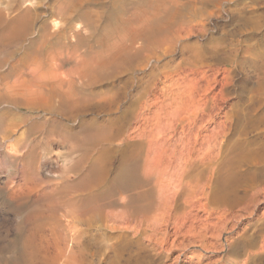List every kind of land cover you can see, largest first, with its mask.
Masks as SVG:
<instances>
[{
  "label": "bare ground",
  "instance_id": "bare-ground-1",
  "mask_svg": "<svg viewBox=\"0 0 264 264\" xmlns=\"http://www.w3.org/2000/svg\"><path fill=\"white\" fill-rule=\"evenodd\" d=\"M7 1V6H2L3 9H1V7V10L4 11V8L8 10L15 8L14 6L10 8L12 4ZM135 1L136 0L133 2ZM188 2L189 0L183 2L178 1L177 3H183L182 7L186 9ZM0 3L4 4L5 0H1ZM141 3L143 4V2ZM126 5L124 3V6ZM131 5L128 9H132ZM20 6L16 7L20 8ZM26 7L24 9H26ZM17 8L16 10H19V8ZM29 8L33 10L36 7L32 8V6H30ZM122 8L124 12L125 9H127L125 7ZM31 9L28 10L30 11ZM1 10V14H4L5 12L3 13ZM14 10L13 12L16 11ZM28 10L26 9V12ZM13 12L9 13L6 10L8 17L13 15ZM23 12H25V10H23ZM117 12H120V10ZM117 12L114 13L116 14ZM127 12L129 13V11ZM19 13L20 12H16L12 17L16 22L12 21L16 23L17 26L21 27L19 29V27L15 25L18 28L17 32L24 35L27 33V29H32V27L28 25L30 23L29 20H26L28 16L25 19L26 22H24L22 26L24 14L20 19L21 13ZM27 13L29 15L31 12ZM80 13H82V11ZM86 14V18H88V13ZM5 16L4 14L2 18ZM80 16L82 17V15H79V17ZM162 16L163 15H161V18H157L158 20H155L154 23L150 22V26H148L146 22L142 25L144 26L147 24V29L145 27L144 30L148 31H145L146 33H143V35L139 37L140 39L138 38L139 41L137 45H132L135 47L134 50L131 53L128 51L130 53V61L128 62V58L126 59L128 62L127 69L130 68V71L135 68L147 69L150 71V75L155 79L152 82L150 81L147 86L143 87L144 89L141 90V95L137 97L136 100L133 99L134 101H132L130 105L131 107L134 106V110L140 107V110L134 114L139 121L142 120L141 123L139 122L140 124L138 123L134 128V132H137L135 137H131L130 134L125 135V132L114 135L113 129L110 126V128L108 127V129L105 130L107 132L103 134L104 136L98 137L96 134L97 138H92V140L97 139L96 143L93 142V146L87 145L88 147H86L88 140L84 137L80 138V141H78V139L76 143L69 144L72 142V138H70L69 143L67 142L68 147L66 151L59 156L61 159L68 160L69 163L64 166L53 165L52 169L54 174L52 177L48 175L49 173L46 175L42 172L44 165L43 155L53 151L52 144L59 138H56V130L46 129L47 125L51 123L46 125L41 123L40 119L39 122L41 125L43 124L45 128L42 126L38 127L37 125L39 122L36 121L35 115L31 116L30 114H28V117L26 116L27 114H24L25 116L21 118V121H19L20 119L17 118V115L15 117L19 122L25 123L23 124L25 128H21L20 123L16 120V122L9 120V127H7L9 139H7L10 141L11 145H17V143H20V141L26 139L28 136H30L31 142L24 143L26 140L22 141L23 144L20 146V149H12L14 154L10 153V150L9 155H7L8 152L5 155L8 157L13 155V158H15V156H17V151L20 150L19 152H21V147L24 148L25 146L28 147V153L24 156L28 157L33 154L35 157L32 155L33 160L30 158L32 163L34 161V166L27 162V166L30 164L33 167L31 171L25 169L27 166L25 167L26 164L24 163L25 165L22 164V166H20L19 177L14 180L11 179L6 183V198L11 204L10 211L13 210L17 213L19 223L9 226L5 232L3 230L4 233H0V264H95V262H97L96 260L103 262V264H183L189 259L194 258L195 255L193 253L198 249L205 252L213 251L215 254L219 253L223 255L221 259L207 264H237L238 261L231 256L233 254H246L247 257L243 260L244 264H264V218L254 234L243 235L240 238H236L234 243L230 244L232 248L227 249L221 242L225 234L234 232L239 221L242 219L254 218L256 206L264 203V140L260 143L255 141H243L242 139L231 140L229 139L230 133L226 130L221 133L214 131L206 136L202 134L207 124L216 121V115L219 113L218 97L212 94V90L217 86L216 84L220 82L217 80L216 76L210 78L206 71L199 77L192 75L197 74V68L192 66L195 64L191 61L188 62L187 58H184L177 66L170 69L166 68L169 64L168 62L165 64L163 63L164 65L159 64L163 57L177 50L178 41L184 38L182 37V29L176 28V24H164V20H166L167 17L162 18ZM81 17L79 19H83ZM2 18L0 17V23L2 21L4 22L5 18ZM111 18L113 19V17ZM8 19H10V17ZM8 19L6 18L5 20ZM136 19L142 21L139 16H137ZM18 20L22 21L17 23ZM9 21H11V19ZM13 22L11 23L14 26ZM115 22L116 21H114V23ZM38 23L40 24V22ZM32 24H34V22H32ZM43 24L44 23H42V25ZM47 24L45 23V26H47ZM1 25L3 26V24ZM90 25L91 23L88 24V26ZM5 26H7V24ZM10 26L8 27L13 30L14 27ZM8 27L7 29H9ZM2 29L4 30V28ZM106 29L107 28H103L104 32ZM44 30L46 31V29ZM41 31H43V29ZM48 31L47 29L46 34L42 33L47 36ZM191 31L192 30L189 28L184 32L188 34ZM4 32L2 31L3 34ZM7 32L12 34L13 31L10 32L7 30ZM7 32L5 33L7 34ZM17 32L16 35H18ZM9 33L8 37H6L8 39L11 37H9ZM3 34L0 35L3 36ZM50 34L49 36L51 38L52 36ZM16 35L14 36L16 37ZM56 37L52 39H58V37ZM135 38L136 37H134V40L137 39ZM3 39H5V34ZM8 39H5L4 43L10 40ZM13 39L17 40V38ZM32 39L34 40L35 38ZM52 39L51 41H53ZM44 40L42 39L43 42H45ZM15 42L17 41H14V43ZM20 42L21 41L17 43L20 44ZM35 42L34 40V43ZM11 43H9V45ZM29 43L30 42L27 44ZM44 45H46V43ZM2 46H4V44ZM27 46L29 47L30 45ZM54 46H57V44H54ZM13 48L15 49V46ZM23 48H25V46ZM40 48L41 50L39 51H42L41 46ZM10 50H12V48H10ZM35 50L36 48L33 51ZM30 51H32V49ZM12 52L11 55H13ZM36 52H38V50ZM128 52L126 51L127 55ZM38 53L36 54L40 55V52ZM215 53L218 54L219 51L215 50ZM9 54L5 53V55L10 56ZM25 55L27 54L25 53ZM127 55L125 56L127 57ZM8 56L4 57L9 58ZM20 56H23V54ZM25 57L27 58V56ZM33 57L35 56L33 55ZM12 58L13 57H11V59ZM44 58L45 57H43V59ZM19 59L20 62L21 60H25L21 57ZM24 63H22V65ZM121 63L124 64V62ZM187 63L193 67L189 72H185L184 68V64ZM9 64L12 65L11 63ZM14 66L15 65H13V68ZM115 66H113V68ZM1 68L3 69L4 67ZM4 69L2 71H4ZM1 73L0 71V74ZM160 74H163L165 80L163 81V87L160 89L161 93L158 94L155 90L159 89L157 79ZM1 75L6 74L2 73ZM7 75L6 77H8ZM28 75L30 77L31 74H27V77ZM203 81H206L204 86L201 85ZM48 82L46 83L49 84L50 82ZM45 87L43 88L45 89ZM1 90L2 88L0 91ZM55 90L56 89L53 91ZM5 91L6 90H4V93H7ZM115 93L117 95V92ZM45 94L46 93H44V95ZM4 95L6 96V94ZM56 95L60 94L57 93ZM3 97L2 94V98ZM64 97L61 96V98ZM115 97L113 96L114 102L119 99L115 100ZM4 98L7 100L10 98L11 100V97ZM19 98L22 97L18 96V99ZM43 98L45 97L43 96L41 100H43ZM55 98L58 99V97ZM13 99L15 100V97ZM22 99L21 101H23ZM68 99H66V101ZM111 99L112 97L110 100ZM21 101L19 102L20 105H13V109L16 111H21L22 108L25 109V107L21 106ZM27 101L28 100L25 99L23 102ZM1 102L4 101L2 100ZM5 104L10 105L11 103L6 101ZM71 105L75 106L74 104ZM71 105L69 104L72 110L74 107L71 108ZM1 106L2 104H0V107ZM63 106L67 107L68 105L66 104ZM77 108L79 110L80 106ZM84 108L85 107L82 109L81 107L83 111H79L78 114L81 112L85 113L84 110L86 109ZM128 109H124L123 111L125 117L135 112ZM10 110L11 109L7 110L8 113ZM59 110L64 111V109ZM78 110H75V112ZM51 111L55 112L54 114H56L57 117L60 116L66 120L72 118L69 111V113L54 109H51ZM73 111L74 110H72V112ZM75 112H73L74 115ZM14 116L15 115L11 117L14 118ZM205 116H207V118H205ZM48 120L50 121V119ZM42 121H44V119ZM200 122H202V124H199ZM84 123L86 122L84 121ZM55 124H57V122ZM62 124L64 123L62 122ZM68 124H66V126H68ZM83 125L85 126V124ZM51 127H53L52 124ZM120 127L122 128V126ZM180 128L181 130H179ZM86 129H88V127ZM86 129L83 131H86ZM99 130L104 131V129ZM103 131H101V133ZM7 132L5 131V133ZM62 132L64 133V131ZM70 132L71 131L68 133ZM5 133L4 136H2L3 138L7 137ZM58 133L60 134L61 132L59 131ZM219 134L221 136H219ZM68 135L65 136L66 139H69L67 138ZM82 135L85 136L84 133H82L81 136ZM120 136H123V138L118 144L119 149L117 152L119 158L116 161L119 162V168H116L117 172L114 171L116 175L113 178H109L108 174L109 171H111L110 169L114 159H112V155H107L105 160L102 157L100 160L103 159V163L97 161L99 158L96 159V161L93 160L91 163L88 161L92 158L93 153L96 154L95 152H97L98 149L101 150L100 147L102 144L106 142L107 146L111 145L120 138ZM219 137H221V139H219ZM60 138L58 140H61ZM5 147H7V144ZM106 151L107 149L105 152ZM19 154L21 153H18V155ZM100 154L102 153L100 152ZM101 156H103V154ZM18 157H20V155ZM47 159L49 162L51 160L54 161L52 158ZM117 165L116 167H118ZM26 170L30 172L28 173ZM93 171H98L97 174L95 173V178L93 177L94 174L92 175ZM112 175L113 173H111V176ZM54 177H56V179ZM92 177L94 180H92ZM48 182H53L52 184H55L56 186H54L56 188L51 187V183L48 186ZM44 183L47 184V186H44ZM201 212H203L202 215H200ZM216 212H218V216L216 215V219L214 220L212 219V215ZM220 222H222L221 226H219ZM230 224H232V228H229ZM230 250L231 252L228 253Z\"/></svg>",
  "mask_w": 264,
  "mask_h": 264
},
{
  "label": "rangeland",
  "instance_id": "rangeland-1",
  "mask_svg": "<svg viewBox=\"0 0 264 264\" xmlns=\"http://www.w3.org/2000/svg\"><path fill=\"white\" fill-rule=\"evenodd\" d=\"M6 1L7 0H5L4 4L0 3V8L2 6L3 7L7 6ZM12 1L8 0L7 2H10V4H12L10 8H12L13 6L15 8H13L12 10L11 9L8 10L7 8H4L5 10L3 11L1 10L3 9L2 7L0 10L3 13L5 12L4 14L7 16L8 13L6 14V10L7 12L11 13L13 12L14 9L16 10L17 8L16 6L21 5L20 8L18 7L19 10H16V11L14 10L15 12H13L12 14L15 15L16 12L17 13L20 12L21 13L20 19L22 15L24 14L23 15L24 20L28 16L26 20H29L30 23L28 25L32 27L33 31L32 29L29 28L30 27L29 26L28 28L30 30L27 29L26 34L24 35L20 34L19 32H17L18 30L17 27L19 26H17V24L14 23L16 22V20L12 19L13 15L9 16L11 19V21H9L10 20L8 19L9 17L5 16L8 19V20H5L6 19L5 17H4L5 19L2 18L4 14H1L0 12V17L4 19V22L2 21L0 23V31H1L0 34H3L2 31L3 32L4 31L7 32V30L10 32L13 31L12 32V34L14 33L13 35L9 32H7V34L4 32L5 39H8L6 38L8 37V33H9V37L16 35V32L18 33L16 37L14 36L12 37V39L11 37L9 38L11 41L8 39L9 43L11 42L13 43V44L11 43L12 46L11 44L9 45L8 42L6 43V41H5L6 44L4 43V40H5L3 39L4 34L3 36L0 35V40H1L0 42L2 43V44L0 43V59H1L0 60V71L6 75L8 72V75H7L8 77H6V75H1L2 73L0 74V89L2 88V90L4 89L6 90L5 92L8 93V94L4 93V90L3 92L2 90L0 91V94H1L0 100L4 101V102L0 101V104H2L1 106L2 108L0 107V111L4 112V113L2 112L3 114L0 112V138H2L0 139V188H2L0 189V233H4L8 229L9 226H13L19 223L17 213L14 212L13 210H12L13 212L10 211L11 204L6 198V192H7L6 183L11 179L14 180L19 177L20 166H22V164L25 163L26 165L25 164L24 165L26 167L27 162H28L32 166H34V161L33 163L31 161V159L33 158L32 157L33 154L29 155L28 157L24 156L28 153V149H27L28 147H25V146L24 148L21 147L24 153L22 152V149H21V152H19L20 150H18L16 154L17 156H15V158H13L14 157L13 155L10 156L11 158L7 156L9 155L10 150H11L10 153H13L12 149L13 150L14 148L20 149V146H22L23 144L22 141L26 140L24 143L31 142V138L30 136H28L27 137L28 141L26 138L20 141V143H17V145H11L10 141L8 140L9 137H8V132H7L8 131L7 127H9V120L11 121L16 120L17 122H19L21 121V118L25 116L24 114H27L26 115L27 117L29 116L28 114H30L31 116L35 115L34 117L36 118V121L39 122V120L41 119L40 120L41 123H44L46 125L49 123L52 124L54 128L51 127V124H49L47 125L46 129L56 130L55 131L56 138L57 137L60 138L61 136L60 138L61 140L63 138L65 139L61 141V140H58L59 138H57L58 141L56 140L52 144L53 151L51 153H48V154L46 153L43 155L44 165H43L42 172L43 174H46V175L49 173L48 175L50 176L54 174V171L52 169L53 165L54 166L55 165L56 166L68 165L69 161L61 159L59 156L66 151L70 138H72L71 139L72 142H70L69 144L76 143L78 139H79L78 141H80V138L84 137L86 138V140H88L86 147H88L87 145L93 146V144L96 143L97 139L92 140V138H95V137L97 138V136L98 137L104 136L103 134L107 132L105 130H107L108 127L110 128V126L113 129L114 135H118V133L121 134L125 132V135L130 134L131 137H135L137 132H134L135 130L134 128L138 125L139 122L141 123L142 120L139 121L136 118L137 116L134 114L140 110V107H138V109L135 107L136 109L134 110V106L131 107L130 105L132 101L136 100V98L141 95V90L144 89L143 87L147 86L150 81L152 82L155 79L154 77L150 75V71L147 69L135 68L134 69L135 71L134 70L130 71L129 70L130 68L127 69L128 67L127 63L130 61L129 60L130 53L135 48L133 46L137 45L140 39L139 37H141L143 33H146L145 31H148V30H144L145 27L147 29V26H146L147 24L144 26L142 25L146 22L148 23V26H150L151 23H154L155 20L156 21L158 20L157 18H161V15H163L162 18L167 17V19L164 20V24H176L177 25L176 28H181L182 33H183L182 37L184 38H181L178 41L177 50L163 57L162 60H160L159 64L164 65L165 63L168 62L169 64L167 65L166 68L170 69V68L177 66L180 62L184 60V58H187V61L188 62L191 61L192 63H194L195 65H192V66L197 68L196 69L197 74H192V75L199 77L200 75H202L204 71H206L210 78L216 76L217 80L220 82L216 84L217 86L212 90V94H215L218 97V104H219V109H220L218 110L219 113L216 115V121L211 124H207L205 127V131L202 134L206 136L207 134H211L214 131L221 133L224 130H226L230 133L229 139L231 140L242 139L243 141H255L258 143L264 140V0H189V2L187 3L186 9L182 7L183 3L181 4L177 2L178 1L183 2V1H188V0H178V1L176 0H139L137 1L136 0L137 2L136 1L133 2L134 0H126L128 2L130 1L129 4L125 0H34V1L32 0H26V1L18 0L17 1L16 0L17 2L15 0H12ZM141 2H143V4ZM124 3L125 5L127 4L128 6L127 5H126L127 7L124 6ZM25 4L28 8L25 6ZM130 5L132 9L131 8L128 9ZM24 6L26 7L27 10L31 9L29 8L30 6H32V8L36 7L38 10L36 8H34L33 10L31 9L30 11L28 10L27 12H31L29 14L30 15L29 17L28 13L26 12V9H24L25 8ZM21 7L22 8L24 7L23 10H25V12H23ZM122 7L127 8L125 9V12L123 11L124 9ZM118 9L120 10V12H117L119 11ZM34 10L36 13L34 12ZM126 10L129 11V13ZM81 11L82 13H80ZM114 12H117L118 14L117 13L115 14ZM86 13H88V16H87L88 18H86V15H87ZM79 15H82V17L81 16L80 17L83 19H79L80 18ZM137 16H139L142 19V21L136 19ZM155 16H156V19H155ZM111 17H113V19ZM24 20L22 21L23 23L22 26L24 25V22H26V20L25 21ZM19 21L20 20H18L17 23H19ZM114 21L116 22L114 23ZM8 22L9 24L11 22L14 23V26L12 23L10 24L12 27H14L13 30L12 28L8 27L10 26ZM32 22H34V24H32ZM38 22H40L41 25ZM117 22L119 25L117 24ZM42 23H44L43 24L44 26H45V23L46 24L48 23L47 26H45L46 28L42 25ZM90 23H91L90 26L91 27L94 26V27L91 28L90 26H88V24ZM1 24H3V26ZM6 24L7 26H5ZM7 27L10 30L7 29ZM2 28H4V30ZM20 28L21 27H19V29ZM103 28H107L105 32ZM189 28L192 31L189 32L188 34H185L184 31L188 30ZM42 29L43 31H41ZM44 29H46V31ZM47 29L49 31L47 33V36H45ZM42 32L45 34H43ZM32 34H35V35H32ZM49 34L52 36L51 38ZM54 36L58 37V39L56 40L54 39L56 42L52 39V38H55ZM31 37L35 38L34 40L36 41L35 42L36 44L34 43V40ZM134 37H136L137 39L135 38L136 40H134ZM13 38L15 39L17 38V40H14ZM47 38L50 41L51 39L53 41L50 42ZM42 39L45 42H43ZM14 41H17V42L21 41V42L20 44L15 42L16 43L15 44ZM25 42L27 43L30 42V43L27 44ZM45 43L46 45H44ZM3 44L4 46H2ZM26 44L30 45L29 46L30 48ZM54 44L55 45L57 44V46H54ZM13 45L15 46V49L13 48L14 47ZM7 46H8V50H7ZM24 46L25 48H23ZM40 46L42 47V51H39L41 50ZM10 48H12V50H10ZM35 48L36 50L33 51ZM223 48H224V51H223ZM1 49L2 50L4 49L3 50L4 52ZM31 49L33 52L30 51ZM37 50L38 52H40V55H38L39 53L36 52ZM124 50H126L127 52L130 51V53L128 52V55H127L126 51ZM215 50H218L219 53L216 54ZM11 52L13 53V55H11ZM5 53L6 54L10 53L9 54L10 56L5 55ZM25 53L27 55H25ZM21 54H23V56H20ZM24 55L27 56V58ZM33 55L35 57H33ZM125 55H127V57ZM4 56L5 57L8 56L9 58H5ZM11 57H13L14 59L12 58L13 59L12 60ZM20 57L23 60L24 59L25 60L24 61L21 60L20 62V59H19ZM31 57H33L34 60ZM43 57L45 58L43 59ZM126 59L128 62L126 61ZM123 60H125L126 63ZM121 62H124V64ZM9 63H11L12 65H10ZM22 63H24L25 65L23 64L24 65L23 66ZM13 65H15L14 68H13ZM113 66H115L116 68L114 67L115 68L114 69ZM1 67H4L6 69L5 70L3 68L5 73L4 71H2L3 69ZM6 67H9V68H6ZM184 68H185V72H189L191 68L193 67H191L187 63V64H184ZM115 72H118V73H115ZM27 74H31L30 77L29 75L27 77ZM164 80L165 79L163 77V74L158 75L157 85L159 86V89L155 90L156 92H158V94L161 93L160 89L163 87ZM46 82H48L50 85L47 84ZM205 84H206V81L201 82L202 86H204ZM48 85H49V88H48ZM43 87H45L46 90ZM54 89L56 90L53 91ZM115 92H117V95ZM44 93H46L47 95L46 94L44 95ZM55 93L56 94L58 93L60 95H56ZM2 94L6 98L11 97V100L10 98L8 100L5 99L4 97L2 98ZM4 94H6V96ZM70 94L71 95L73 94L72 95L73 97ZM18 96L22 97L23 99L19 98L20 99L19 100ZM43 96L45 98L41 100ZM61 96L64 98H61ZM110 96L112 97L111 100H110L111 98ZM113 96L115 97V100L118 98L120 100L118 99L119 101L117 100L114 102ZM14 97H15V100L13 99ZM24 97L26 100H28L27 102H23L25 101ZM55 97H58V99ZM66 97H68L69 99ZM65 98L68 100L66 101ZM21 99L23 101H21ZM31 99H32V102H31ZM5 100L10 102L11 104L10 105L5 104L6 102ZM20 101L22 104L21 106L25 107V109L24 108L21 109L23 113L21 111H16L15 109H13L14 108L13 105L15 104L20 105L19 103ZM65 103L68 106L69 104L70 105L74 104L77 107L80 106V108L78 110L77 107L71 105L72 106L71 108L74 107L72 109L74 110L73 112H75V110H78L75 112V115H74V113L70 109V106H69V109L71 110V112L68 109V106L67 107L65 106L67 108L66 110V108L63 106V105H66ZM60 107H63V108H60ZM81 107L82 109L83 107H85L84 109H86L84 110L85 113L83 112L84 114L82 112H81L82 114L81 113L78 114L79 111H83ZM58 108L64 109V111L59 110ZM128 108H131V109H128ZM6 109L7 110L11 109L10 110L11 113L10 111L8 113ZM51 109L62 111V112L69 111L72 118H70V120L69 119L66 120L60 116L57 117V115L54 114L55 112H52ZM124 109L133 110L135 112L130 113L125 117V114L123 113ZM14 113H19L23 115L14 114ZM12 114L15 115L14 118H12L13 117ZM9 115H11L12 117ZM16 115L18 116L17 118L20 119L19 121L18 119H15ZM47 118L50 119L51 122ZM205 118H207V116H205ZM43 119L45 122L42 121ZM84 121L86 123H84ZM40 122H39L40 125L39 124L38 125L36 124V125L38 127L42 126L45 128V126L43 124L41 125ZM53 122L55 123L57 122L58 125ZM62 122L64 124H62ZM19 123H20L21 128H23L24 127L23 124L25 123L24 122L23 123L19 122ZM82 123L85 124V126ZM61 124L66 129L63 128ZM66 124H68V126H66ZM199 124H202V122H200ZM56 125H57V128H56ZM120 126H122V128ZM85 127L86 128L88 127V129H86ZM85 129L86 131H83ZM99 129H104V131L99 130ZM119 129H120V132H119ZM196 129L198 130L197 127ZM61 130L64 131V133ZM179 130H181V128ZM5 131L7 133H5ZM57 131L58 132L60 131L61 135ZM69 131L71 132L68 133ZM101 131L103 132L101 133ZM133 132L135 133V135ZM4 133H5V136H7L6 138L2 137L4 136ZM82 133H84L85 136L83 135L81 136ZM74 134H76L77 136ZM67 135H68L67 138L69 139H66L65 136ZM72 135L77 138H74ZM219 136L221 135L219 134ZM122 138L123 136H120V138L116 140L117 142L115 141L113 144L108 145L110 147L107 146L106 142L102 144L103 147L100 145L101 147L100 146L99 147L101 150L98 149L99 150V151L97 150L98 153L95 152L96 154H94L92 152L93 155L96 157L92 155V158L88 161L89 163H91L93 160L96 161V159L99 158L97 161L99 163H103V161L107 158V155H112V159L113 158L114 159L112 162V167L110 169L111 171H109V174H108L109 178L111 177L113 178L116 175L114 171L117 172V169L119 168V162H116V161L119 158V154L117 152L119 149L118 144L120 143ZM219 139H221V137H219ZM6 142H9V143H6ZM6 144H7V147H5ZM10 146L11 147L13 146V147L11 148ZM106 149L107 151L105 152ZM111 151H114V152H111ZM100 152L103 154V156H101L102 154H100ZM18 153H21L19 154L20 157H18L19 156ZM22 153H23V156H22ZM102 157L104 158V160L103 159L100 160ZM47 158L49 159L52 158L54 161L51 160L49 162ZM30 164H28V166L25 169H29L31 171L33 167ZM116 165L118 167H116ZM29 170L28 171L26 170V171L29 173L30 172ZM95 173L97 174L98 171H95V172L93 171L92 173V175L94 174L93 177L96 176ZM111 173H113L112 176H111ZM93 177H92V180H94ZM54 178L56 179V177ZM50 183L49 182L47 183L48 186L50 184L51 187L56 188L55 187L56 185L52 184L53 182H50ZM47 184L44 183V186L45 185L47 186ZM3 208H7V209H3ZM254 213H255L254 218L242 219L236 225L237 227H235L234 232L224 235L221 242L227 249L232 248L230 244L234 243L236 238H240L243 235L254 234V232L257 230L258 226L262 223L263 218H264V203L258 204L256 206ZM202 214L203 212H201L200 215ZM216 215L218 216V212L212 215V219L215 220ZM9 219L12 221H10ZM221 225H222V222L219 223V226ZM229 228H232V224L229 225ZM195 252L193 253L195 255L194 258L189 259L183 264H207L209 262H212V261L214 262L216 260H219L223 256L219 253L215 254L213 251L205 252V251L198 249ZM230 252L231 250L228 253ZM231 256L238 261L237 264H244L243 260H245L247 257L246 254H240V255L233 254ZM96 261L97 262H95V264H101V263L103 264V262H100L98 260Z\"/></svg>",
  "mask_w": 264,
  "mask_h": 264
}]
</instances>
